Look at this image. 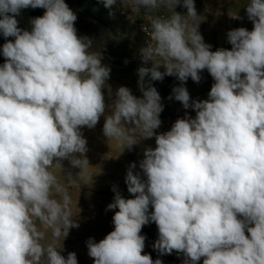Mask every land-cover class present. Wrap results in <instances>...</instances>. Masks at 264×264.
I'll return each mask as SVG.
<instances>
[{"label":"clouds","instance_id":"obj_1","mask_svg":"<svg viewBox=\"0 0 264 264\" xmlns=\"http://www.w3.org/2000/svg\"><path fill=\"white\" fill-rule=\"evenodd\" d=\"M102 2L111 8L117 0ZM130 2L146 10L165 6L172 15L151 19L140 49L142 62H151L138 69L142 98L120 86L106 105L111 69L91 50L93 41L77 34V15L65 0H0V34L15 38L3 45L0 65V264H78L75 252L65 258L42 243L36 221L54 240L79 227L50 169L63 160L79 172L89 167L81 129L94 128L102 115L104 136L123 149L152 137L156 147L139 162L146 179L134 173L136 163L127 170L134 198L113 188L106 211L118 209L114 230L86 241L93 264H163L142 254L141 230L150 222L158 228L153 248L184 253V264L201 257L203 264H264V0L245 7L253 29L230 30L231 50L216 51L198 31L194 0ZM181 4L186 15L175 11ZM29 7L45 12L21 29L17 17ZM204 69L215 82L208 99L193 101L184 83H199ZM166 75L181 82L174 98L196 115L157 134L163 105L152 81Z\"/></svg>","mask_w":264,"mask_h":264},{"label":"rangeland","instance_id":"obj_2","mask_svg":"<svg viewBox=\"0 0 264 264\" xmlns=\"http://www.w3.org/2000/svg\"><path fill=\"white\" fill-rule=\"evenodd\" d=\"M65 3L77 15L74 26L79 36L88 37L93 41L92 51L100 53L101 64L111 69L110 77L104 85L105 104L111 105L115 99V92L120 86L128 87L131 93L137 98H142L139 88L138 69L142 66L151 67V62H142L138 39L135 31L122 22L111 8H106L102 1L97 2L90 8L91 15L86 14L72 0H65ZM45 9L31 7L22 9L17 17L21 29H31L30 19L43 16ZM14 37L5 38L0 34V45L8 41H14ZM207 34L203 38L206 42ZM208 40V39H207ZM219 45L211 51L219 48L231 50L232 45L226 41H217ZM5 62V58L0 54V65ZM163 71V69H161ZM201 80L194 82L190 77L184 83L191 100H206L214 79L207 69L200 72ZM174 81L170 83L169 91L166 95L160 94L163 111L160 114L161 126L155 130L157 134L167 132L178 118L190 116L195 117L196 112L192 109H185L181 102L175 100L172 90L179 86L181 82L172 76ZM145 77V81H148ZM164 80V78H163ZM159 81L160 85L164 81ZM191 102V101H190ZM109 108L107 112H110ZM107 114V113H106ZM105 116H101L96 126L92 129L86 126L81 129L83 136L87 140L85 156L89 167L85 171L79 172L78 168L71 166L68 160H63L62 168L53 167L50 169L58 181L64 186L71 198V214L73 219L79 223L78 228H71L67 237L53 239L51 229L42 226L36 221L37 226L43 234L42 243L54 244L56 249L65 258L70 252H75L78 264H93V258L88 256L86 241L93 238L96 242L103 239L108 233L114 230L112 217L116 210H107V205L113 202L115 192L113 188L128 199L134 198L127 190L125 183L126 173L131 163H136L135 172H141L139 162L144 158V150L148 147L155 148V137L141 139L131 150L123 149L114 139H107L103 134ZM130 126V125H128ZM142 179L143 177L141 172ZM59 198V197H57ZM149 211H152L151 206ZM141 235L146 237L145 248L142 254H149L153 260L159 258L163 264H184L187 257L182 252L173 251L171 254H161L153 248L154 242L158 239V228L154 222L143 226ZM246 235L248 233L246 232ZM203 257L197 264H203Z\"/></svg>","mask_w":264,"mask_h":264},{"label":"crops","instance_id":"obj_3","mask_svg":"<svg viewBox=\"0 0 264 264\" xmlns=\"http://www.w3.org/2000/svg\"><path fill=\"white\" fill-rule=\"evenodd\" d=\"M249 0H195L194 5L199 18L198 31L205 38L206 44L215 49L219 43L227 39L230 30L240 27L249 31L253 29V23L248 19L245 7ZM177 13L186 15L187 10Z\"/></svg>","mask_w":264,"mask_h":264},{"label":"built area","instance_id":"obj_4","mask_svg":"<svg viewBox=\"0 0 264 264\" xmlns=\"http://www.w3.org/2000/svg\"><path fill=\"white\" fill-rule=\"evenodd\" d=\"M111 9L122 22L135 31L141 47L145 46L149 39L151 33V19L156 16L167 17L172 15L171 10L165 6L148 10L143 7L138 9L131 4L130 0H122V2L121 0H117V3L112 6ZM184 10L187 9L183 7L182 4L175 8L176 12ZM144 29L146 31H144Z\"/></svg>","mask_w":264,"mask_h":264},{"label":"trees","instance_id":"obj_5","mask_svg":"<svg viewBox=\"0 0 264 264\" xmlns=\"http://www.w3.org/2000/svg\"><path fill=\"white\" fill-rule=\"evenodd\" d=\"M78 5L86 14L91 15L90 8L97 2V0H72ZM2 45H0V54H2ZM164 84L161 86L159 81H152V85L157 89L159 94L166 95L169 91L170 83L174 81L172 76L164 77Z\"/></svg>","mask_w":264,"mask_h":264}]
</instances>
